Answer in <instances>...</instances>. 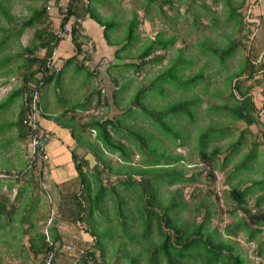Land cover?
<instances>
[{
  "label": "rangeland",
  "instance_id": "1",
  "mask_svg": "<svg viewBox=\"0 0 264 264\" xmlns=\"http://www.w3.org/2000/svg\"><path fill=\"white\" fill-rule=\"evenodd\" d=\"M51 1L53 0H47L46 3L43 0H0V3L9 9L10 15L17 18L29 15L31 8L37 9L47 4L50 8L48 27L57 32L60 29L61 18L55 12L51 15L55 10ZM253 2V0H91L89 2V9L102 21L114 22L113 28L107 32L106 37L110 46L116 50L124 43L127 24L136 17L137 26L134 29L133 40L118 57L111 52L115 50L103 55V58L109 60L110 66L102 76L92 72V78H87V70L78 71L76 63L82 64L78 57L77 62L65 65L58 83L54 77L51 82L44 85L42 91L51 92L52 98L54 97L52 103L55 101L57 104L59 101L60 108L63 109H72L71 105H77L78 102L86 105L84 110L78 109L75 115L71 113L70 116L78 122L71 125L74 137L82 148V155L88 156L89 165L86 171L91 188L95 189L94 168L98 166L97 168L103 170L98 178L107 189L91 222L95 231L102 236L103 256L99 252L96 255L99 263L165 264L163 256L155 254L152 247L148 252L144 250L148 245H158L160 237L155 229V219H152L149 238L141 237L143 231L140 229L137 212L139 187H126L119 182L126 178L125 172L132 173L143 167L140 164L142 158L136 152V139L131 138L126 129L130 125L135 131L151 138L152 149L164 156L158 160V155L154 154L156 158L145 164L146 167L141 170L144 178L136 174L133 176V181L136 183L145 181L148 180L145 178L147 175H156L160 172L177 177L171 178V184H168L166 179L165 182L158 184L156 176L152 179L148 192L154 194L153 188L156 190L155 212L169 220L171 225L181 228L184 226L186 231H190L195 223L205 221V230L211 234L215 243L230 242L233 253L240 256L244 264H264V199H261L264 190L257 189L241 206H238L233 198L227 197L232 185L238 184L239 187L244 188L261 177L264 179V145L261 134L264 131V71L255 73L252 79L246 81V85L251 83L254 85L249 91V96L256 108L255 117L261 125L249 127V133L243 138H240L241 131L246 125L232 120L226 110L231 102L224 100L227 96L224 86L226 76L235 72L249 57L256 62L255 65H258V61L264 62V38L262 41L260 39L264 28L263 20L255 10L256 5L251 8ZM230 6L240 8L238 13L242 15L241 19L230 16ZM53 15L57 16L58 21L54 22ZM243 17L252 25H245ZM12 26H15V23L10 25L0 18V29ZM32 34L33 30L29 29L17 40L10 36L6 42V49L0 53V57L5 54L13 55L19 51L18 44L21 47L27 46ZM1 35L0 32V38ZM158 38L161 41L174 39V42L166 49H156L149 57L152 60L138 72L132 66H125L127 63H136L137 56L147 43ZM103 41L106 42L105 38ZM231 44H236V48L222 65L218 63L213 53L208 52L211 49L227 51ZM200 45H203L205 52L201 51ZM72 47L74 48L70 39L62 40L56 51L57 53L72 52ZM93 50L92 48V53ZM39 53H43L40 56L44 55L43 50L38 51L37 55ZM254 55L256 58H253ZM160 56L161 61L154 62ZM179 56H181V63L178 66L180 77L193 76L202 68L203 73L208 74V80L203 81L201 86L191 87L183 94L180 89L168 85L163 86L164 90L160 94L158 85L155 91L145 94L141 102L148 110H162L179 100L195 97L198 99V105L195 109L190 108L193 112L192 123L185 115H182L178 121L170 116L165 119L169 126L163 128L159 123L139 112L136 107L124 116L131 107V100L136 91L140 87H149L150 83L169 68ZM91 57L92 60L95 59L92 54ZM188 59L191 63L187 62ZM14 64L8 67L14 72L13 75L6 74V69L0 70V102L21 84ZM244 76L247 77L248 74ZM257 81L259 84H256ZM123 86L122 92L118 93ZM101 89L104 90V97L107 100L102 99ZM41 99L42 102L47 103L42 93ZM65 99L68 102H65ZM21 102L22 98H17L4 112H0V174L26 170L27 141L19 137L16 128L6 127L8 123L15 121ZM59 111L62 112L61 109ZM58 115L54 116L57 121L66 122L64 116ZM93 119L119 121L116 130H112L111 127L108 130L112 139L127 148L128 162H124L119 154H112L104 149L101 143L97 142L95 131L80 127L81 124ZM212 123L218 129H225V134L223 138L209 142L205 156H201L195 151L197 137L199 131ZM175 133L179 136L178 140L174 138ZM236 141H240V146H237L233 156L222 164L223 158L228 154L223 148ZM254 141L259 143L260 147L258 156L251 164V171L245 176L240 173L232 177L234 166L242 155L252 148ZM215 148H219L221 152H216ZM95 154L101 155L102 164L98 163ZM165 156L171 157L168 160L170 166ZM176 158L181 160L176 161ZM104 162L111 171L103 165ZM130 166L135 170L129 168ZM118 169H121L123 175L115 174ZM32 173L22 180L0 177V195H5L11 201L4 203L9 215L2 212L0 214V257L3 256V264H44V256L34 257L29 253L28 238L44 231L49 234L54 222L59 223L64 233L66 231L82 233L81 241H72L73 233H70L69 236L64 237L66 242L72 243L79 250L88 248L93 249L94 252V239L88 234L91 229L87 219L75 223L69 215L75 210V206L71 203L72 195L75 194L79 198L82 193L81 186L74 184L70 190L66 189L63 195L58 194L53 187L45 186L41 180L40 169ZM19 191L21 192L17 199L16 194ZM172 198L175 200L174 203L180 204L178 207H173L172 202H169ZM119 201H122L123 217L117 215L116 205ZM207 211L208 219L205 220ZM238 223L240 225H237ZM123 226L126 228L121 231ZM161 228L170 235L174 234L173 229L167 228L164 222ZM24 229L26 231L23 232ZM247 229L260 232L250 240L248 233L245 232ZM175 259L183 264H201L198 260L187 256Z\"/></svg>",
  "mask_w": 264,
  "mask_h": 264
},
{
  "label": "trees",
  "instance_id": "2",
  "mask_svg": "<svg viewBox=\"0 0 264 264\" xmlns=\"http://www.w3.org/2000/svg\"><path fill=\"white\" fill-rule=\"evenodd\" d=\"M61 0H53V6L54 9L57 10L58 4ZM252 7L255 5H258L260 3V0H253ZM43 2H47V0H43ZM88 2H91V0H88ZM168 2V1H164ZM244 3V2H243ZM48 4H51L48 2ZM90 5V3H89ZM77 7L81 8L79 5L74 6V8L70 7V10L68 12V16L63 17L59 22V27L61 28L62 25L67 21L68 17L72 15L76 16H82L84 17L86 15V10L84 8L82 9L81 14H77ZM231 10L229 11V14L231 17L240 18L241 14L238 13L240 8H237L236 6H230ZM48 6L42 5L40 8L37 9H30V14L24 16L23 18H17L10 15L9 9L6 6H3L0 3V18L7 22L8 24L12 25L15 23V26L0 29V32L2 33L0 38V53L6 49V42L9 39L10 36H13L16 40L20 38V36L26 31V30H33V34L31 37V40L29 44L25 47H21L20 44H18L19 51L14 53L13 55L5 54L0 57V70L6 69V74L13 75V71L11 69H8L9 66L14 64V69L19 73V77L21 79V84L15 88L9 95L0 102V112H4L17 98H22V102L20 105V108L18 110L17 116L15 121L8 123L6 127H14L17 130V134L20 138L27 141V131L25 127L23 126V117L25 112V103L30 98L32 93L35 90H39V93H41V89L44 87L45 84L51 82L54 77H56V82L58 83V80L61 76V72H55L54 70H49L46 66L47 60L52 56L54 49L59 45L60 39L56 36V32L49 29L48 24V17H49V11ZM90 8V6H89ZM50 9V8H49ZM90 18H92L96 23H98L101 27H103V36L105 38L106 44L111 45L109 41L107 40V32L113 28L114 22L113 21H102L101 18H99L92 10L87 9ZM84 15V16H83ZM239 15V16H238ZM244 18V24L249 26L252 25L251 23L248 24L245 21ZM254 23V22H252ZM255 25V24H254ZM137 26V19L134 17L132 20L129 21L127 24V34L125 36L124 43L119 47L116 48L114 51V54L116 57L119 56L120 52L127 46V44H130V42L133 40V33L134 29ZM13 30V31H11ZM83 37L81 36V29L80 28H73L71 31V42L74 46V56H72L70 59L66 60V63L70 64L77 60V56L81 53L82 43L81 39ZM254 38H256L254 36ZM253 38V39H254ZM174 39L168 40V41H161L159 38L154 39L153 41H149L147 45L143 48L142 52L137 56L138 61L136 63H127L125 66H132L136 72L140 71L141 68L146 65L148 62H150L152 59H149V57L156 51V49H166L169 45L173 44ZM201 51L205 52V49L203 48V45H200ZM236 48V44H231L229 47V50L225 51L224 49L217 50V49H211L208 52L213 53L214 56L217 57L218 63L222 65L225 61V59L232 54L233 50ZM43 50L44 55L38 54L37 52ZM162 57H158L156 61L154 62H160ZM253 58H256L255 55ZM153 62V61H152ZM189 63H191L190 59H188ZM181 63V56H179L172 65H170L169 68L164 70L162 73H160L152 83H150V86L147 88H139L136 91L135 96H133V100H131V107L127 109V113L124 116H127L132 108L136 107V109H139V112L145 114L150 120L156 121L159 123V125L163 128H166V126H169V124L165 121V119L169 118L171 116L172 119L175 121H178L182 117V115H185L188 117L189 122L192 123L193 119V112L190 110V108H196L198 105V99L195 97H190L188 99L179 100L177 102H174L170 104L168 107H165L162 110H148L146 108V105H144L141 100L144 97L145 94H147L149 91H155L159 85V91L160 94H162L165 85L168 86H174V89H180L182 91V94L185 93L186 90H189L191 87L201 86L203 84V81L208 80V74L203 73V70H201L196 73L193 76H187V77H180L178 75L179 69L178 66ZM256 62L252 61V59L247 58L240 67L233 73H230L228 76L224 78V86L225 91L227 92V96L224 98L226 101H230L231 104L229 107H227V111L229 113V116L234 121L242 122L246 125V128L241 131V137L243 138L245 134L249 133V127L254 125H261L260 121L256 119L255 112L256 108L252 101V98L249 96V91L254 86L253 83L246 85V81L248 79H252L255 73L264 71V62L258 61V65H255ZM64 66V65H63ZM109 65L107 66L106 70L109 68ZM90 66H86L83 63L80 64L79 69L80 70H89L88 74L93 75V71L89 69ZM248 74L247 77H245V74ZM39 82H42L41 85H39ZM256 84H259L258 81ZM124 89V86L119 92H122ZM101 92L103 93L104 90L101 89ZM97 94V92L95 93ZM100 94V89H99ZM102 99H105L104 93L101 94ZM219 95V93H218ZM146 96V95H145ZM107 100V98L105 99ZM83 104V103H82ZM80 105L81 108H77L79 110H84L85 106ZM84 106V107H83ZM77 109L73 108L69 109L71 111H66L65 114L72 119L69 114H76ZM43 114V112H42ZM74 123L77 122L73 118ZM70 123V122H69ZM78 123V122H77ZM119 125V121H113L112 119L109 120H101V119H93L92 121H89L88 123L81 124V128L86 129L90 128L91 130L95 131L96 133V140L97 142L101 143L104 149H107L112 154H119L120 157L123 159L124 162H128L129 160V154L127 151V148L120 142L115 141L111 137V133L109 132V128L111 127L112 130H116V126ZM126 129L128 130V135L131 136V138H135L137 145H136V152L140 157L142 158L141 165L142 168L146 167L145 164L148 162L154 160L156 157L155 155H158V160L164 158L163 155L157 154L151 147L150 139L143 135V133H140L139 131H135L132 126H127ZM74 131V130H73ZM220 133V136L218 134ZM225 134V129L217 128L213 123L211 125H208L204 127V130L202 129L199 131L198 137H197V148L196 152L201 155L205 156L206 148L209 146V142H213L217 139L223 138ZM263 138V145H264V131L261 133ZM72 137H74V133L72 132ZM51 138V137H50ZM75 138V137H74ZM175 140L179 139V136L175 133L174 134ZM77 139V138H76ZM79 144L78 140H76ZM28 144V142H27ZM183 143H181L182 146ZM240 141H236L235 143H230L226 147L223 148V151H226L228 154L223 158L222 164L225 162V160H228L237 150V146H240ZM80 145V144H79ZM260 147V144L254 141L252 143V148L242 155L241 159L236 163L233 169L232 177L237 176L238 174H244L248 171H251L252 169V162L256 159L258 156V148ZM216 152H221L219 148L214 149ZM142 152L144 154H142ZM96 159L98 163L102 164L101 162V155L95 154ZM85 156V155H84ZM83 155H73V161L75 164V169L77 171L78 176V184L82 188V193H80L79 198L74 195H72V205L75 206V210H73V213H70V219L73 220L75 223H80V221L87 219V222L90 227V232L88 233L93 239H94V252L93 249H86V250H79L76 248V251L74 253L75 257V264H101L98 262L97 259V253L99 252L101 256H103V247H102V236H99V233H97L93 227L92 222V216L94 212L97 210L99 203L102 202V200L105 197V194L107 192L106 187L102 185V181L100 178H98L99 175H101V171L99 168L95 167L94 170H96L95 175L93 176L95 178V189L93 190L91 188L90 182L88 180V173L86 171V168L88 167L89 163L87 160L84 159ZM171 157H166L165 160L169 163V159ZM26 160V157H25ZM176 161H180V158H176ZM156 161V160H155ZM105 167V162L103 164ZM171 164L169 163V166ZM43 167V166H42ZM42 167L39 165H36L33 167V169L27 168L25 171H18L13 173L3 172L9 176L15 175L18 178L17 179H26L34 170L40 169L42 170ZM110 168L109 166L107 167ZM133 168V167H129ZM142 168H139L137 171L130 173V171H127L124 173L126 178L124 180H120V184L123 186H138L139 187V195H138V216H139V222H140V229L143 231V234L141 235L142 238L148 239L149 238V231H151V224L152 219H155L156 225L155 229L158 231V235L160 237V242L158 245H148L144 248L145 251L151 250L155 254H161L165 260V264H183L179 262L178 259H175L176 257L182 259L184 257L193 258L195 260H198L201 262V264H244L243 260L240 256L235 255L233 253V246L230 242H219L215 243L214 239L211 237V234L205 230L204 222H201L199 224L195 223V226H191L190 231L184 230L183 228L175 225H171L170 221L167 219H164L163 216H159L156 212L154 207L157 205L154 200L155 195V189L153 188L154 194H150L148 192V186L151 183L152 179L156 176L157 183L160 184L161 182H165L164 180L168 182V184H171V178L173 177L176 179L177 177L175 175L170 176L168 173L156 174V175H147L145 178L148 180L145 181H139L135 182L133 181V176L136 174L139 175L141 178L143 177V173L141 172ZM134 169V168H133ZM135 170V169H134ZM109 171H111L109 169ZM2 174V173H1ZM33 174V173H32ZM116 175H123V172L121 169L115 171ZM263 178L261 177L258 180H255L252 182V185L248 187L241 188L236 185H232L231 190L227 192V197L233 198L237 203L238 206H241L245 200L252 196L257 189L264 190V182ZM29 182V181H28ZM166 182V183H167ZM134 183V184H132ZM27 185V183H25ZM19 191L16 194V198L18 199L20 196ZM83 194V196H81ZM261 199H264V196L261 197ZM154 200V201H153ZM169 202H172V206L178 207L180 204L174 203L175 200L172 198ZM4 203H9V199L5 195H0V214L1 212L3 214H7V210L5 209ZM14 205L11 206L13 208ZM24 208V206L22 205ZM117 209V215L123 217L122 212V201H119L116 205ZM206 214V213H205ZM9 215V214H7ZM166 218V217H165ZM208 219V211L207 215L205 217V220ZM12 222V221H9ZM164 222L165 226L167 228L171 227L173 229L174 234H176L175 238L173 239V235H170L169 233H166L162 230L161 224ZM239 222V221H238ZM237 225H240L238 223ZM57 226H59L58 222H54L50 229H49V237L50 240L53 243L60 242L63 243L61 236L59 232L57 231ZM126 226L121 227V231H124ZM26 231V229L23 230V232ZM248 233L249 239L253 240V238L259 234L260 231H245ZM46 236L44 233H38L34 236H31L28 238V250L29 253H32L33 256L42 255L45 256L48 252L47 242L45 241ZM65 255V254H63ZM100 256V259H101ZM57 259V258H56ZM73 259V256L70 258V263ZM0 264H3V260L0 257ZM55 264V261L54 263ZM185 264V263H184Z\"/></svg>",
  "mask_w": 264,
  "mask_h": 264
},
{
  "label": "crops",
  "instance_id": "3",
  "mask_svg": "<svg viewBox=\"0 0 264 264\" xmlns=\"http://www.w3.org/2000/svg\"><path fill=\"white\" fill-rule=\"evenodd\" d=\"M60 2H63V0H61ZM76 10H77L76 11L77 14L82 13L81 8L77 7ZM255 10L258 14H260L259 16L261 17L259 18L263 20L262 24L264 26V23H263L264 22V0H260V3L256 5ZM54 12L57 15L56 10H53L51 12V15ZM56 15H53L54 22L58 21ZM83 18H84L83 25L81 26V36L83 38L81 39V43L87 44L86 42H90L93 45L94 54L92 52L91 54L93 58H95L94 60L100 59L101 57H103V55L108 53V51L115 50L113 46L107 45L106 42L104 43L103 27H101L98 23H96V21H94L92 18L88 17L87 15H85ZM262 31L263 32L260 35L261 41L264 38V28L262 29ZM61 42L62 41H60L59 45L55 48V58L57 59V63L61 62L64 65L62 66V72H63L65 65H68V63H66V60L74 56L75 52H74V48L72 47V52L61 51L57 53L56 49H59ZM70 43L73 44L71 40H70ZM111 52H114V51H111ZM39 54H43V53H39ZM75 62H77V60ZM77 63H76V69L79 71L80 65L79 63L78 64ZM62 72H61V75H62ZM87 78H92V76L90 77V75L87 74ZM41 93L44 96V98L46 97L47 103L42 102ZM41 93H40V106H41V110L43 114L40 117L39 123L42 127L47 129L51 133V138L47 144V154L49 157V165L46 167H43V169L41 170V175H42L41 180L43 181L46 187L48 188L53 187L57 191L58 194H62L64 191L66 192V189L70 190L72 185L78 184V176H77V171L75 169V164L73 161V155H77V156L82 155V148L77 143L76 139L72 137V132L74 133V131H73V127L71 124L72 123L74 124V120L73 118L71 119L65 114L67 110L68 111H71V110L60 108L59 101L57 102V104L55 103V101L54 103H52V99L54 97L52 98L51 92L48 93L46 91H42L41 89ZM65 102H68L67 99H65ZM81 103L78 102L77 105L75 104L71 106L74 109L75 108L80 109ZM84 106L86 108L85 104ZM46 109L48 112L46 111ZM59 109H61L62 112H60ZM57 114H59L58 116H64L63 119H65L66 122L62 123V122L57 121L54 118V116ZM84 159L88 161V156L85 155ZM27 186L28 185H25V187ZM9 202L11 201L9 200ZM57 231L59 232L62 238L61 240L64 241V243H70V242H66L65 240L66 238H64L65 236H69L70 233H73L72 234L73 236L71 238L72 241L82 240V233L80 232L77 233L76 231H66V233H64V229L60 227V225L57 226ZM86 236H88V234ZM70 258H71V255H67V254L61 255L58 257L55 264H69Z\"/></svg>",
  "mask_w": 264,
  "mask_h": 264
},
{
  "label": "built area",
  "instance_id": "4",
  "mask_svg": "<svg viewBox=\"0 0 264 264\" xmlns=\"http://www.w3.org/2000/svg\"><path fill=\"white\" fill-rule=\"evenodd\" d=\"M80 6L86 10V15L89 16V2L88 0H63V3L58 4L57 14L62 19L63 17L68 16V12L74 6ZM48 10H50L48 8ZM84 18L82 16L72 15L68 17L67 21L62 25V27L56 32V36L62 40H71V31L73 28H80L83 25ZM93 45L91 43L83 44L81 48V53L78 55L80 60L86 66H91L90 70L93 71L94 74L102 75L107 66L109 65V60L101 57L97 60H92L91 52ZM77 57V58H78ZM46 66L49 70H54L55 72H60L62 70L63 64L57 63V59L55 58V49L53 51L52 56L47 60ZM42 82H39L41 85ZM42 116V110L40 106V93L39 90H35L30 98L25 103V112L23 117V126L27 131V155H26V165L27 168L33 169L36 165L46 167L49 165V159L47 155V144L50 140L51 133L42 127L39 123L40 117ZM2 178H13L17 179L18 177L15 175H7L5 173L0 174ZM46 236L45 241L47 242L48 252L45 256L44 264H53L56 258L60 255L67 254L73 256L71 264H75V251L76 247L71 243H53L49 234L44 231ZM92 242V240H91Z\"/></svg>",
  "mask_w": 264,
  "mask_h": 264
},
{
  "label": "clouds",
  "instance_id": "5",
  "mask_svg": "<svg viewBox=\"0 0 264 264\" xmlns=\"http://www.w3.org/2000/svg\"><path fill=\"white\" fill-rule=\"evenodd\" d=\"M77 57H78V56H77ZM49 238H50V237H49ZM60 256H61V255H60ZM58 257H59V256H58ZM58 257H57V259H58ZM57 259H56V260H57ZM56 260H55V262H56Z\"/></svg>",
  "mask_w": 264,
  "mask_h": 264
}]
</instances>
